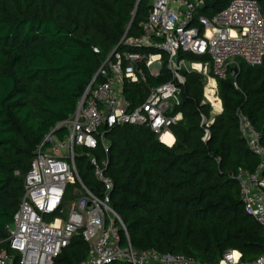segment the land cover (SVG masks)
<instances>
[{"label":"trees","instance_id":"obj_1","mask_svg":"<svg viewBox=\"0 0 264 264\" xmlns=\"http://www.w3.org/2000/svg\"><path fill=\"white\" fill-rule=\"evenodd\" d=\"M231 1L205 0L197 15L212 17ZM257 1L264 10V0ZM150 9V0H0V250L7 248L6 227L24 197L37 147L75 112L124 33H143L140 22ZM185 75L180 104L169 112L182 113L171 126L172 147L149 127L126 124L107 132L108 152L98 147L92 153L108 158L111 205L135 249L208 264H220L227 251L237 250L242 262H252L264 254V230L246 212L236 174L253 173L260 164L240 120L246 117L264 144V58L259 65L240 60L236 77L218 79L222 111L209 127L203 123L204 116H213L204 103V77ZM170 78L166 68L159 77L148 73L146 82L126 84L125 96L136 107L149 87ZM207 128L210 137L204 140ZM90 171L81 174L83 181L100 193L102 185ZM89 250L78 233L54 264H80Z\"/></svg>","mask_w":264,"mask_h":264},{"label":"built area","instance_id":"obj_2","mask_svg":"<svg viewBox=\"0 0 264 264\" xmlns=\"http://www.w3.org/2000/svg\"><path fill=\"white\" fill-rule=\"evenodd\" d=\"M205 0H150L148 17L140 22L142 34L129 36L128 30L99 67L78 106L69 118L59 122L36 149L24 181V197L6 227L7 248L0 250V264H54V260L81 231L90 244L88 257L80 264H208L186 256L138 250L127 228L111 205L114 183L106 175L108 158L99 160L92 150L108 152L107 132L118 125L147 126L172 147L171 126L182 113L170 115L180 104L185 72L204 77V103L213 116H204L209 127L220 112L218 79L240 70V60L259 65L264 58V10L257 0H232L212 17L197 15ZM95 52H99L95 48ZM193 56L200 60L192 59ZM166 68L171 78L149 87L143 102L134 107L125 96L126 84L146 82L148 73L159 77ZM103 81L97 83L98 77ZM237 76V75H236ZM219 110H217L216 102ZM243 137L260 157L253 173L240 169L236 174L246 212L264 230V144L260 133L241 116ZM173 140L169 142L166 135ZM210 137L207 128L204 140ZM82 148L89 152L77 153ZM89 158L100 193L83 181L77 158ZM71 187L77 198L65 214L63 205ZM122 231L126 245H122ZM237 250L227 251L220 264H264V254L252 262H242Z\"/></svg>","mask_w":264,"mask_h":264},{"label":"rangeland","instance_id":"obj_3","mask_svg":"<svg viewBox=\"0 0 264 264\" xmlns=\"http://www.w3.org/2000/svg\"><path fill=\"white\" fill-rule=\"evenodd\" d=\"M89 152L85 149H82V148H78L77 149V153L81 154L82 152ZM77 162H78V165L80 167V172L81 174H83L84 172H86V170H91V174L94 176V172H93V169H89V158H81V157H78L77 158ZM95 177V176H94ZM90 189H93L91 188V186H89ZM77 198V196L72 192L71 190V187L69 188L67 194H66V197H65V202H64V205H63V210L65 212V214H67L70 210V205L71 203ZM79 233H81V231H79ZM16 264H19L18 262H16Z\"/></svg>","mask_w":264,"mask_h":264},{"label":"water","instance_id":"obj_4","mask_svg":"<svg viewBox=\"0 0 264 264\" xmlns=\"http://www.w3.org/2000/svg\"><path fill=\"white\" fill-rule=\"evenodd\" d=\"M135 15H136V11H135V13H134V17H135ZM236 75H237V70H236L235 68H232V69H231V76H232V77H236Z\"/></svg>","mask_w":264,"mask_h":264},{"label":"bare ground","instance_id":"obj_5","mask_svg":"<svg viewBox=\"0 0 264 264\" xmlns=\"http://www.w3.org/2000/svg\"><path fill=\"white\" fill-rule=\"evenodd\" d=\"M215 102H216V106H217L216 109L219 110L220 107L218 105V102L217 101H215ZM166 137L168 138L169 142H172L173 138L169 134H167Z\"/></svg>","mask_w":264,"mask_h":264},{"label":"crops","instance_id":"obj_6","mask_svg":"<svg viewBox=\"0 0 264 264\" xmlns=\"http://www.w3.org/2000/svg\"><path fill=\"white\" fill-rule=\"evenodd\" d=\"M222 111V106H221V109H220V112ZM220 112H218V113H220ZM217 114V113H216Z\"/></svg>","mask_w":264,"mask_h":264}]
</instances>
